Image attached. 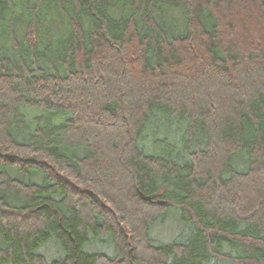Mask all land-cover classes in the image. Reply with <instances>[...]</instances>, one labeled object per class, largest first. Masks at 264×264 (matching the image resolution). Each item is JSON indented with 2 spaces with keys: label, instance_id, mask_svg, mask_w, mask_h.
Masks as SVG:
<instances>
[{
  "label": "trees",
  "instance_id": "1",
  "mask_svg": "<svg viewBox=\"0 0 264 264\" xmlns=\"http://www.w3.org/2000/svg\"><path fill=\"white\" fill-rule=\"evenodd\" d=\"M0 264H264V0H0Z\"/></svg>",
  "mask_w": 264,
  "mask_h": 264
},
{
  "label": "rangeland",
  "instance_id": "2",
  "mask_svg": "<svg viewBox=\"0 0 264 264\" xmlns=\"http://www.w3.org/2000/svg\"><path fill=\"white\" fill-rule=\"evenodd\" d=\"M253 4V3H252ZM242 6V5H241ZM241 6H239L238 8H241ZM257 7H256V4H254V12L253 13H255L256 11H258L257 9H256ZM248 17H249V15H248ZM256 21H258V19H255L254 18V20H253V23H255V25L257 24L256 23ZM237 24L238 23H240V21L239 22H236ZM236 32H238V31H236ZM235 36V33L233 34V36L232 35H228L227 36V40L228 39H230V38H233ZM245 36H251V37H255V36H253V35H245L244 33H243V31L241 32V34L239 35H237L236 34V36L234 37V38H238V40L239 41H241V42H244L245 41V39L243 38V37H245ZM241 39V40H240ZM255 39V38H254ZM178 221V220H177ZM177 221H174V217L172 216V217H170V218H168V220L165 222V226L164 225H161L160 227H158V228H155L154 229V233H159L160 234V236L159 237H162L161 235H163V238H168V237H166L165 235H169V233H172V232H174V234H176L177 232H178V230L181 228L182 229V226H180L179 225V223H177ZM164 226V227H163ZM165 234V235H164ZM165 236V237H164Z\"/></svg>",
  "mask_w": 264,
  "mask_h": 264
}]
</instances>
